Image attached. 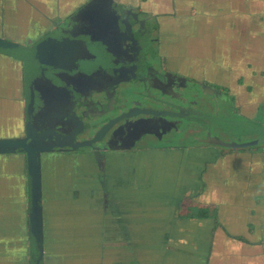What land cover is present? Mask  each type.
Returning a JSON list of instances; mask_svg holds the SVG:
<instances>
[{
    "label": "crops",
    "instance_id": "1",
    "mask_svg": "<svg viewBox=\"0 0 264 264\" xmlns=\"http://www.w3.org/2000/svg\"><path fill=\"white\" fill-rule=\"evenodd\" d=\"M28 1L0 0L3 16L16 13L1 35L24 43L35 21L44 28L43 11ZM67 1L73 9L87 0ZM150 4L168 16L159 38L165 67L229 97L240 118L255 119L264 106V0ZM21 70L0 56V105L11 90L21 100ZM22 126V118L14 125L5 118L0 135L21 136ZM73 157L62 172L51 169L45 188L42 180L44 264H264V143L138 147L110 156L102 170L92 158ZM24 162L0 156V264L27 262ZM74 175L89 182L76 184Z\"/></svg>",
    "mask_w": 264,
    "mask_h": 264
},
{
    "label": "flooded vegetation",
    "instance_id": "2",
    "mask_svg": "<svg viewBox=\"0 0 264 264\" xmlns=\"http://www.w3.org/2000/svg\"><path fill=\"white\" fill-rule=\"evenodd\" d=\"M89 1H82L73 9L66 8L67 4L63 0L60 2L61 4L56 2L49 7H42L41 11L43 12H40L42 19L40 20H42L44 28L39 29V24L35 21L25 31L34 34V37L30 39V44L36 43L53 29L65 28L71 15ZM114 1L117 5H121L122 9L131 14L134 13L136 19H133V16L125 15L118 25L113 21L106 22L101 20L102 18L93 17V19L98 20L94 22L96 25L92 29L93 32L91 30L93 34L91 36L94 40L90 41V44H99L101 40L105 42V47H108L107 54L110 55L108 65L98 66V69L94 72H87V77L81 74L65 75L63 79L61 78L62 82L60 84L55 86L43 85L39 87L35 95L32 109L34 130L38 133L39 131L49 130L59 134L61 137L57 142L59 145L82 146L77 147V149H70L65 146L54 148L50 152L42 153L41 157L45 154H60L67 158L65 162H69L71 156H74L73 158L79 162H84L88 157L92 158L99 169L102 170V163L110 156L138 147L170 146L161 143L163 139L182 124L188 123L187 118L194 117L192 113H187L186 109L190 108L193 111L201 112L196 108L195 101L184 96L182 91L192 84L200 91L203 87H210L194 79L191 82L192 79L169 71L163 63L161 57L163 50L159 42V38L163 33V23L160 27L161 36L156 37L154 34L158 31L155 30L154 25L151 26L145 18L140 17L141 14L153 15L156 18L162 16L152 11L154 7L150 3H156L157 0H150V2H146V0ZM137 2L140 4H137ZM3 4L2 2L1 6ZM4 11L3 8L0 9V33L7 34L6 28L3 27V21L13 20L16 13H13L11 9L10 12L6 11V16H3ZM44 21L47 23L45 24ZM36 24L38 25L36 26ZM101 30L115 32L113 35L106 37L100 35ZM157 43L159 49L154 51L153 45ZM153 56L160 62L159 69L155 67L156 60ZM120 66H126L128 69L137 68V73L134 71V73H131L132 77L130 76L129 80L118 82L116 78L123 76L117 72V68ZM110 70L114 72L112 73ZM212 91L217 94L207 93L211 98L218 99L225 96L216 90ZM179 107H181V111L178 110ZM214 109V113L217 112L223 117H229L227 116L228 111ZM150 110H159L162 113L149 121L151 116L146 115V113ZM167 113L172 114V117L166 116ZM123 115H126L127 119L121 120L120 118ZM176 115L179 117H173ZM139 119H143L142 124L134 128L130 127V124ZM114 120L116 122L112 123ZM124 123H126L125 127L121 128L115 138L109 141L112 132ZM204 128V137L197 143L204 144V141L209 140V143L207 142L204 145L216 146L210 141L231 142L222 138L229 136V134L223 132L220 128L215 126H204ZM22 129L21 137L24 136V125ZM148 131L151 133H146ZM72 138L74 139L72 140ZM150 138L154 139L153 144L139 145V143Z\"/></svg>",
    "mask_w": 264,
    "mask_h": 264
},
{
    "label": "water",
    "instance_id": "3",
    "mask_svg": "<svg viewBox=\"0 0 264 264\" xmlns=\"http://www.w3.org/2000/svg\"><path fill=\"white\" fill-rule=\"evenodd\" d=\"M125 15L133 16V19H136L134 13L131 14L122 9L114 0H90L71 15L69 23L65 28L51 30L36 43L30 44L31 40L27 39L22 44L7 39L0 34V56L19 63L22 69L21 100L12 98L9 103L0 105V123L4 118H9L10 123L14 125L17 123V118H22L24 136L0 137V156L21 155L25 160L27 209L26 250L28 256L26 264H44L41 154L64 146L70 149H77V147L82 146H72L70 144L59 145L57 143L61 139L59 134L49 130L39 131V133L34 130L32 109L35 95L39 87L43 85L55 86L60 84L62 82L61 78L63 79L65 75L81 74L87 77V72H94L98 69V66H107L110 62V55L107 54L108 47H105V42L100 39L99 44H90V41L94 40L93 36H91L93 35L92 29L96 25L94 22L98 20L93 19V17L102 18L101 20L106 22L113 21L119 25ZM114 32L106 30L102 31L100 35L107 37L113 35ZM120 67L117 68V72L123 76L116 78L118 82L129 80V77H132L131 73H134V71L137 73V68L128 69L126 66ZM110 72L113 73L114 71L110 70ZM202 89L208 94H217L210 88L203 87ZM11 91L12 96L15 97L16 92L14 90ZM178 110L181 111V107ZM186 111L194 115V117L189 118L190 120L197 121L201 125L212 124L224 131L229 130L230 134L237 138V141L235 140L230 143L215 140L210 141L213 145L237 150L252 148L264 143V125L254 119H223L218 116L205 115L202 112H196L190 108L186 109ZM160 113L162 112H159V110H150L146 115L151 116L150 120L148 119L151 121L156 116H159ZM165 115L172 117V114L169 113ZM173 117L179 116L176 115ZM120 119L125 120L127 116L123 115ZM115 122L114 120L112 123ZM142 122L143 119H139L130 124V127L134 128L142 124ZM125 125L126 123L113 131L109 141L115 138L117 132L121 128H124ZM1 130L2 127L0 128ZM146 133L151 132L148 131ZM252 137L256 138L249 141H241L244 138ZM204 142V144H207L209 140Z\"/></svg>",
    "mask_w": 264,
    "mask_h": 264
},
{
    "label": "rangeland",
    "instance_id": "4",
    "mask_svg": "<svg viewBox=\"0 0 264 264\" xmlns=\"http://www.w3.org/2000/svg\"><path fill=\"white\" fill-rule=\"evenodd\" d=\"M20 1L23 3L26 0H20ZM26 3H29V5L31 6V9L33 11H36V10H41L42 7L44 8L45 6L49 7L54 2H53V0H29ZM58 3H60V0ZM137 4H140V3L137 2ZM119 6L121 7V5H119ZM140 17L145 18L147 20V22L150 23L151 26H152V24L154 25L155 30L157 29V31H158V33L154 34L156 37L161 36L160 27H161L162 23H164L167 20L168 16L167 17L166 16H160V17L156 18L153 15L150 16V15L141 14ZM19 19L21 21L26 22V16L23 13L20 14ZM5 38L10 39V40H14V38H16V37L14 35H8V36H5ZM158 47H159L158 43L154 44L153 50L157 51L159 49ZM153 58L156 60L155 61V67L157 69H159V67H160L159 60H157L155 56H153ZM191 82H193V79L191 80ZM192 85H194V84H192ZM192 85H190L188 88L184 89L182 92H183L184 96L195 101V103L197 105L196 108L199 109L202 113H204L205 115H209V116H218V117H221L223 119L226 118L217 112L214 113V111H215L214 108H218L217 110L224 109V110L228 111L227 116H229L230 118L227 117L226 119H231V118L241 119L240 114L236 113V110H235L236 104H234L229 99V97L222 96V98H218V99L217 98L216 99L211 98L207 94V92H205V90L201 89V91H200L196 86H192ZM255 116L256 117L254 120L257 121L258 123L264 125V106L260 107L259 112ZM195 117H197V116L195 115ZM186 120L189 122L182 124L178 129L172 131L168 136H166L165 139H163V141L161 143H163L165 145H172V146L196 145L197 141L201 140L204 137V132H205L204 126H207V127L215 126L212 124H203L204 125L203 126V125H201V123H198L197 121L190 120L189 118H187ZM222 131L229 134V136L222 137L223 139H228V141H231V142H233L235 140L237 141V138L233 137L234 135L232 136V134H230L229 130H227V131L222 130ZM4 136L5 135H0V137H4ZM231 139H233V140H231ZM244 139H246V138H244ZM244 139H242L241 141H245ZM153 143H154V139L150 138V139L144 140L143 142L139 143V145H151ZM60 158H63V157H60ZM76 165H78V164L76 163ZM60 166H61V172H62V170H64L65 168H68L70 166V162H42L41 163V173H42V180H43V187L44 188L46 187V181H47L46 179H47V176H49V174L51 173V169L52 168H60ZM108 176H109V173H108ZM73 178H74V182L76 184L79 183L80 179H82V181H81L82 183L89 182V180L88 181L86 180L87 178L84 175L83 176L74 175ZM84 189H82V190H84ZM107 189H109V188H107ZM112 201H114V200H112ZM74 263H76V262H74Z\"/></svg>",
    "mask_w": 264,
    "mask_h": 264
},
{
    "label": "trees",
    "instance_id": "5",
    "mask_svg": "<svg viewBox=\"0 0 264 264\" xmlns=\"http://www.w3.org/2000/svg\"><path fill=\"white\" fill-rule=\"evenodd\" d=\"M12 98H14V97H13V96H11V97H10V99H9V102L11 101V99H12ZM4 119H5V118H4Z\"/></svg>",
    "mask_w": 264,
    "mask_h": 264
}]
</instances>
